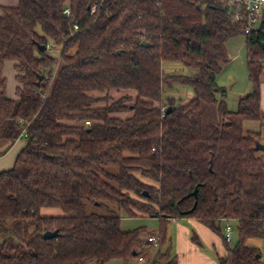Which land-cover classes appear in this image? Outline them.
<instances>
[{"label":"trees","instance_id":"obj_1","mask_svg":"<svg viewBox=\"0 0 264 264\" xmlns=\"http://www.w3.org/2000/svg\"><path fill=\"white\" fill-rule=\"evenodd\" d=\"M240 36L252 89L232 111L217 77L230 62L227 43ZM58 49L59 57L49 53ZM7 61L16 62V99L7 96ZM166 63L198 73L169 75ZM263 80L264 24L246 35L219 0H19L4 8L0 155L21 138L26 145L0 172V264H137L142 256L179 264L167 229L182 219L221 237L228 255L218 264H264L262 249L248 244L264 243ZM113 90L135 91L136 100L106 96L95 106V93ZM254 122L262 129L247 131ZM49 210L61 213L43 215ZM123 214L159 219L152 263L148 229L123 231ZM48 231L57 237L45 240Z\"/></svg>","mask_w":264,"mask_h":264},{"label":"rangeland","instance_id":"obj_2","mask_svg":"<svg viewBox=\"0 0 264 264\" xmlns=\"http://www.w3.org/2000/svg\"><path fill=\"white\" fill-rule=\"evenodd\" d=\"M227 48L229 52L230 62L227 65L223 66L222 72L217 77V82L220 86L225 87L227 90V104L232 107L230 110H237L238 108V100H239V93L243 91V89L247 88L251 85L248 79V70L246 66V59H247V48H246V39L244 36H240L238 38L232 39L227 43ZM49 53L53 55L54 57H59V49L58 50H49ZM164 70L166 74L169 75H182L187 74L188 69H185L181 64L177 63H166L164 64ZM250 92V91H249ZM248 92V93H249ZM95 96L100 99L98 103L95 104L96 107H102L107 104V101L104 99L106 96H109L112 98V100L117 101L120 100L123 97H130L131 102L128 103H134L137 97V94L135 91H111L110 93H95ZM117 116L121 118H128L131 116V114H118ZM247 131H259L261 128L260 123H247L245 126ZM264 131V128H263ZM25 140V139H24ZM11 168H8L9 170ZM6 170V171H7ZM93 212H96L100 215L104 214V211L99 209L92 208ZM61 211L59 210H49L44 211L43 215L50 216V215H58ZM181 226H184L186 229L189 230L190 234L192 236L196 234L201 239V234L197 231L196 227L189 222V220H178L175 222H170L168 224V239L169 241L172 239L173 245H176L178 243V234H179V228ZM140 227H146L148 229V234H157L158 235V229L160 227V221L157 218L152 217H145V216H139V217H128L126 215H122V221H121V229L123 231H132L135 229H138ZM147 234L144 235V238ZM259 240H250L248 242L249 245H256ZM150 249L147 253V258L151 259L150 263L154 261L156 258L158 250H154L149 245ZM176 251L175 246L172 248V254ZM264 252V249H263ZM153 254V258H152ZM89 264H96V263H89ZM107 264H124L122 260H112ZM137 264H148L147 262L138 263Z\"/></svg>","mask_w":264,"mask_h":264},{"label":"crops","instance_id":"obj_3","mask_svg":"<svg viewBox=\"0 0 264 264\" xmlns=\"http://www.w3.org/2000/svg\"><path fill=\"white\" fill-rule=\"evenodd\" d=\"M19 5V0H0V17L3 15L4 8H15ZM16 62L7 61L5 62L3 75L7 80V96L10 99H16V91L19 86L17 82V71L15 69ZM198 73L196 69H188L189 76H195ZM252 86H248L247 88L243 89L239 93V100L251 91ZM193 97V92L188 90L187 92V100H190ZM238 100V102H239ZM229 109L230 107L228 105ZM261 110L262 114L264 115V80L261 84ZM233 111V110H232ZM262 133L264 136V131L262 129ZM26 145V140L24 138L19 139L12 147L6 151L5 154L0 155V172L6 171L8 168H12L14 163L22 151V149ZM7 148V145L0 146V152H4ZM185 220V219H183ZM191 222L197 229V231L201 234L200 241L203 244L204 248H201L197 244H195L192 240L193 236L190 234L189 230L186 229L184 226L179 228L178 234V243L173 245L172 239L170 240L172 248L175 246L176 251L173 255L177 256L179 264H218L217 257H226L228 252L226 247L223 244L221 237L217 234L212 232L210 229L202 225L196 220L187 219ZM178 220H172L171 222H175ZM256 247L264 249V243L262 241H258ZM153 258V254H152Z\"/></svg>","mask_w":264,"mask_h":264},{"label":"built area","instance_id":"obj_4","mask_svg":"<svg viewBox=\"0 0 264 264\" xmlns=\"http://www.w3.org/2000/svg\"><path fill=\"white\" fill-rule=\"evenodd\" d=\"M222 6L229 11L230 19L233 23H241L244 26V32L246 35L251 32L258 30L264 24V0H219ZM101 5L94 6L92 13H95ZM65 14L69 17L71 15V10L66 9ZM77 30V25H74ZM166 107L162 108V113L164 114ZM91 122H86V125L90 126ZM225 236L228 242L233 240V227L231 224L227 223L224 228ZM147 243L152 249L158 250L160 248V239L157 234H147L145 237ZM264 262V253L261 256ZM144 257L139 258V262H144Z\"/></svg>","mask_w":264,"mask_h":264},{"label":"water","instance_id":"obj_5","mask_svg":"<svg viewBox=\"0 0 264 264\" xmlns=\"http://www.w3.org/2000/svg\"><path fill=\"white\" fill-rule=\"evenodd\" d=\"M147 45H148V44H147L146 42H143V43L141 44V46H143V47H146ZM38 46H39V49L42 50V51H46V50H47V47H46V46H41V45H38ZM42 79H43V77L40 78V80H42ZM261 149L264 150V146H262ZM194 194L197 195V190L195 191ZM144 196L147 197V196H148V193H147V192H144ZM196 205H197V204H195L193 210L196 208ZM57 235H58V232H57V231H55V232L48 231V232H46V233L44 234V239H45V240H51V239L57 237Z\"/></svg>","mask_w":264,"mask_h":264}]
</instances>
